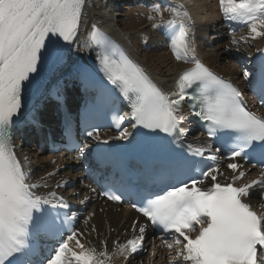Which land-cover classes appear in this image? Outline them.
<instances>
[{"label":"snow or ice","instance_id":"1","mask_svg":"<svg viewBox=\"0 0 264 264\" xmlns=\"http://www.w3.org/2000/svg\"><path fill=\"white\" fill-rule=\"evenodd\" d=\"M167 2L169 19H164L160 5H154L158 15L147 18L153 21L152 28L169 30L175 59L191 65L178 74L173 89L155 82L95 23L89 36L100 49L97 59L103 77L98 79L79 64L71 74L85 91L94 92V106L114 107L118 91L131 112L117 118L134 121L137 129L134 140L127 128L107 139L94 125L85 133L100 142L98 158L109 155L101 144L128 141L113 153L121 160V179L103 195L118 204L129 201L138 215L110 241L100 239L96 226L90 225L94 211L84 218L85 229L75 227L77 212L55 190L70 181L43 193L48 187L45 177L33 181L27 157L22 160L18 155L13 139V129L34 107L32 96L37 92L44 96L41 88L48 74L70 57L84 25L86 0H0V264H112L117 256L123 264H136L149 246L156 256V240L168 250L170 264H264V203L258 212L250 202L253 196L264 199V116L249 109L239 87L198 57L191 14L178 0ZM219 6L233 32V22L248 29L247 37L233 38V45L264 38V0H219ZM257 51L264 57V49ZM241 74L250 85L259 84L264 104V59ZM52 95L63 110L64 134L71 142L75 119L64 107L62 86ZM192 115L204 122L207 136L220 148L174 147L187 136L185 122ZM221 149L230 170L226 178L219 162ZM241 160L258 162L255 178L246 179L249 170ZM90 199L85 196L80 204ZM113 232L110 229L109 235ZM92 233L97 234L95 243ZM41 240L54 244L47 255L41 254Z\"/></svg>","mask_w":264,"mask_h":264},{"label":"bare ground","instance_id":"2","mask_svg":"<svg viewBox=\"0 0 264 264\" xmlns=\"http://www.w3.org/2000/svg\"><path fill=\"white\" fill-rule=\"evenodd\" d=\"M196 2L197 9L194 11L193 16H196L197 22L195 27L192 28V31L195 32L194 46L198 57L206 65L220 73L234 79H239L242 73L241 68L239 64L237 65L228 60L229 54L227 49H231L229 56L239 55L240 58L255 57L258 52L257 48H261L264 44V38H258L256 40L248 39L247 42L240 40L239 46L233 45V38L239 40L240 37H247L248 29L238 34L225 31L219 22V0H196ZM131 5V0H86L83 17L84 25L81 27L78 39L72 44L70 57L67 59L66 64L50 72L49 78L41 91L44 93V96L55 83H61L72 76L71 74L73 73L75 65L96 63L98 47L92 43L89 36V32L91 31L90 25L92 23H95L105 34H111L123 41L131 57L145 67L153 80L165 90L169 83L174 81L182 70L190 66V64H185L183 61L176 60L170 44L166 42L162 33L156 35L155 32L159 31V29L151 27L153 21L149 20L147 17L156 16L158 13L152 8L144 9ZM122 17L126 20L122 21L120 19ZM169 18L170 17H167L165 19ZM212 40L215 42L213 43ZM214 45L216 47L212 48ZM229 59L236 61L234 58ZM42 101L43 100L40 102V100L36 98L32 102L34 105L32 112L38 110ZM185 124L189 125V118ZM104 135L109 137L119 136V134L113 133H105ZM15 139L19 147H17L18 155L22 160L24 157H27L25 163L33 173V181H40L41 177H45L43 183H46L48 187L42 189L43 193L46 194L49 190L55 189L57 183L71 180L74 183L75 179H78L77 185H80V192H82V195L78 189L76 191L71 189L63 193L67 185L64 188L55 190L68 199L70 203H76L71 206L78 215L82 216L87 213V216L89 212L93 211L96 213L93 220L90 221V225L96 226L100 239L107 238L111 241L116 233L120 232L122 228L127 227L132 219L137 216L131 209L126 207L104 206L98 200L95 193L91 191L89 184L80 181V178L83 177V174L77 170V168L81 166L80 160L70 159L68 156L61 154H42L36 147H22V140L17 135ZM193 140L199 142L200 137L194 134ZM117 141L118 140H112L109 142ZM69 166H75V173L66 170ZM49 172H53L55 175L48 177L47 173ZM227 173L228 171H226V174ZM246 179L250 180L252 177L249 176ZM85 196H89L91 199L87 204L81 205L80 200ZM262 203L264 202L260 204ZM259 205L257 206L258 209H260ZM259 211H261V209ZM86 227L87 226L81 222L79 228L85 229ZM110 229H115V232L111 235H109ZM96 235V233H92L90 237V239H93L94 243L96 242L94 239ZM156 245L155 257H152L153 248L149 246L147 248L148 252H145L143 257H138L136 264H170L171 257L168 255V250L161 246L160 243ZM112 264H123V258L117 256L114 258Z\"/></svg>","mask_w":264,"mask_h":264},{"label":"rangeland","instance_id":"3","mask_svg":"<svg viewBox=\"0 0 264 264\" xmlns=\"http://www.w3.org/2000/svg\"><path fill=\"white\" fill-rule=\"evenodd\" d=\"M132 1V0H131ZM126 2V1H125ZM124 6V5H123ZM126 7V6H125ZM116 9H117V7H116ZM122 21H124V20H126L124 17H122V18H120ZM156 33V35H159V31H156L155 32ZM211 36V35H210ZM212 37V36H211ZM213 41V40H212ZM215 41H213V43H214ZM216 46L214 45V46H212V48H215ZM30 155H33L32 153H29ZM64 171H66V170H64ZM62 175V174H61ZM74 183H78V179L76 178L75 179V181H74ZM66 188V187H65ZM65 188H64V192L63 193H65ZM78 191L80 192L81 191V188H80V185L78 186ZM68 192V191H67ZM80 194L82 195V192H80Z\"/></svg>","mask_w":264,"mask_h":264}]
</instances>
